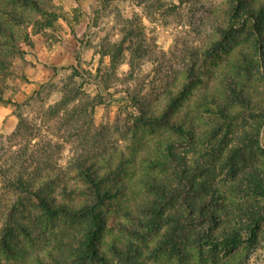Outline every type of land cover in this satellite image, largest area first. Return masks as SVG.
<instances>
[{
    "label": "rangeland",
    "instance_id": "rangeland-1",
    "mask_svg": "<svg viewBox=\"0 0 264 264\" xmlns=\"http://www.w3.org/2000/svg\"><path fill=\"white\" fill-rule=\"evenodd\" d=\"M224 1L80 0L78 5L75 0H53L57 12L69 19L78 17L80 23L70 32L60 20L55 31L33 35V48L21 44L26 52L25 62L15 64L22 67V75L16 79V89H9L4 96H11L12 103L0 104V230L9 215L18 213L12 211L16 196L6 188L1 172L7 170L5 175L11 178L22 167L40 179L49 176L50 181L62 180L69 186H80L74 173L80 158L118 152L131 155L135 128L128 118L137 112L125 101V90L157 106L164 102V92L181 82L184 71L196 66L202 71L198 74L203 80L179 108L177 116L194 118L200 129L207 131L217 127L218 117L200 110L197 100L208 91L218 90L217 70L225 67L239 75L253 102L258 103L260 110L254 111L253 116L255 113L264 116V79L257 67L249 72L230 68L237 56L235 50L221 53L216 63L206 59L207 48L216 38L211 20L222 18ZM237 31L238 49L250 47L251 43L245 41L246 31ZM123 38L129 52H125L123 60L112 71L109 57L100 54L107 44L119 43ZM75 52L80 55L79 63ZM129 66L134 67L130 70ZM66 93L75 97L69 104L60 106ZM230 106L234 113L240 108L237 104ZM248 113L235 122L226 137H223L226 130L223 126L212 145L205 142L184 150L190 165L210 172L208 177L205 173L190 177H195L197 182L207 179L210 183V188L202 191V195L214 188L225 195V204L219 210L221 229L234 228L243 236L228 246L197 242L191 250L190 264H264V221L253 229L238 222L250 206L264 205V193L254 192L245 184L250 168H264V134L251 147L244 148L240 140L253 124ZM20 118L22 124H19ZM169 135L163 130L139 133V143L134 146V162L122 177L127 186L126 201L129 200L130 209L138 208L146 197L143 183L148 176L158 177L172 187L179 186L182 197L198 200L197 194L181 181L172 164L162 170H153L146 165L145 156L154 155L159 140ZM238 146L243 148V155L234 157L235 168L226 158L229 150ZM212 149L216 151L212 152ZM58 192L60 187L57 195ZM123 206L124 203L119 204V208L114 206L111 213L119 223L129 224ZM29 210L17 214L24 229L14 228L10 241L13 246L29 254L34 250L69 249L68 244L78 240L83 220L48 218L35 206H30ZM212 228V223L207 221L185 226L188 235L197 229ZM122 236L108 218L103 244ZM130 238L144 247L143 264H155L149 250L154 239L148 238L144 245L140 240ZM17 259V254H5L0 248V264H13ZM160 262L177 264L165 258Z\"/></svg>",
    "mask_w": 264,
    "mask_h": 264
},
{
    "label": "trees",
    "instance_id": "trees-1",
    "mask_svg": "<svg viewBox=\"0 0 264 264\" xmlns=\"http://www.w3.org/2000/svg\"><path fill=\"white\" fill-rule=\"evenodd\" d=\"M75 2L79 5L80 0ZM60 20L70 32L80 23L78 17L69 19L57 12L53 0H0V104L12 103L11 96H4L9 89H16V79L22 75V67L15 64L25 62L26 52L21 48V44L33 48V35L55 31ZM211 25L216 38L211 40L207 48L206 59L216 63L221 53L227 54L235 50L237 56L230 68L249 72L257 67L264 79V0H225L222 18L212 19ZM29 27L30 32L27 31ZM239 29L246 31L245 41L251 43L250 47L238 49L236 46V33ZM124 43L125 38L119 43H109L100 54L109 57V68L112 71L123 60L125 52H129ZM79 56V53L75 52L77 63L80 62ZM129 63L131 65V62ZM129 67L131 70L134 66ZM198 69L196 66L187 68L181 82L166 90L163 95L164 102L157 106L146 103L142 98L125 90V101L137 112V115L128 118L135 128L131 137L133 152L130 156L118 152L80 158L74 172L80 186H69L62 180L50 181L49 176L40 179L31 172L27 173L26 168L22 167L11 178L5 175L7 170L1 172L6 188L16 196L12 211H17V214H25L30 211V206H35L48 218L62 217L84 221L78 240L68 244L69 249H48L44 252L34 250L27 254L10 242L14 228L24 229V225L19 221V215H9L0 230V248L5 254L18 255L13 264H143L144 247L130 237L140 240L144 245H147L148 238L154 239L149 250L155 258V264H161V258L176 261L177 264H190L191 250L197 242L228 246L242 239L241 232L234 228L221 229L219 210L223 209L225 195L216 188L202 195V191L210 188V183L207 179L197 182L195 177H190L201 173L209 175L210 172H204L200 166L190 165L184 150L204 145L205 142L212 145L213 138L222 131L223 126L226 128L223 137H226L231 133L235 122L243 118L246 112H250L248 114L251 115L253 124L250 126L251 130L240 140L244 148L247 145L251 147L264 134V116L258 113L253 116L254 111L260 110L258 103L253 102L251 93L245 89L237 73L221 67L217 70L218 90L208 91L204 97L197 100L200 110L217 115V127L207 131L201 130L194 118L187 115L178 117L179 108L203 80L198 74L202 71ZM94 82L98 87L96 79ZM69 94H64L60 106L67 105L74 99V94ZM230 104H237L240 108L234 113ZM19 124H22L21 118ZM156 130L167 131L170 135L159 140L154 155L145 156L146 165L153 170H162L172 164V168L179 172L181 181L187 183L192 192L197 194L195 197L198 200L195 202L182 197L179 186L172 187L158 177L148 176L143 183L147 190L146 197L138 208L133 210L127 205V186L122 177L134 162V146L139 143V133ZM222 144L220 143L221 146ZM242 150L241 146L229 150L226 160H229L232 167H237L233 159L235 156H242ZM215 151L216 149H212V152ZM245 184L254 192L264 193V168H250ZM59 187L60 192L57 195ZM123 203L124 217L129 224L119 223L111 213L114 206L119 208V204ZM243 214V219H238V222L241 221L245 228H258L264 221V205L256 203ZM108 218L112 219V225L123 236L103 244ZM200 221L212 223L214 228L206 231L197 229L188 235L185 226L196 225Z\"/></svg>",
    "mask_w": 264,
    "mask_h": 264
}]
</instances>
